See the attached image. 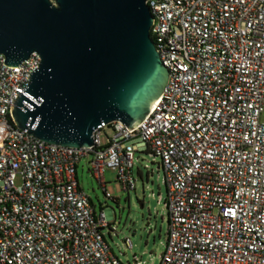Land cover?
<instances>
[{"label": "built area", "instance_id": "obj_1", "mask_svg": "<svg viewBox=\"0 0 264 264\" xmlns=\"http://www.w3.org/2000/svg\"><path fill=\"white\" fill-rule=\"evenodd\" d=\"M146 5L167 85L139 125L102 123L90 148L47 144L14 126L21 96L40 103L28 89L41 58L8 66L0 55V264H124L104 235L116 228L96 214L77 167L90 158L106 198L107 169L135 191L140 148L163 172L160 264H264V0ZM127 264L144 263L133 255Z\"/></svg>", "mask_w": 264, "mask_h": 264}, {"label": "water", "instance_id": "obj_2", "mask_svg": "<svg viewBox=\"0 0 264 264\" xmlns=\"http://www.w3.org/2000/svg\"><path fill=\"white\" fill-rule=\"evenodd\" d=\"M148 0H0V55L18 66L41 58L14 126L35 139L90 148L102 123L139 125L162 95L168 70L150 37ZM25 101L32 110L24 107Z\"/></svg>", "mask_w": 264, "mask_h": 264}, {"label": "rangeland", "instance_id": "obj_3", "mask_svg": "<svg viewBox=\"0 0 264 264\" xmlns=\"http://www.w3.org/2000/svg\"><path fill=\"white\" fill-rule=\"evenodd\" d=\"M134 155L132 174L136 180L135 191H122L117 181V171L105 172L106 198L98 182L89 172L90 158H84L77 167V180L80 188L91 199L95 212L99 215V204L106 207V219L116 228L117 236L104 235L107 244L122 263L132 262L133 255L140 257L144 264H160L167 237V214L164 207L166 197L163 185V172L158 171V160L140 148ZM159 197L162 202H159ZM129 239L132 249L124 245Z\"/></svg>", "mask_w": 264, "mask_h": 264}, {"label": "crops", "instance_id": "obj_4", "mask_svg": "<svg viewBox=\"0 0 264 264\" xmlns=\"http://www.w3.org/2000/svg\"><path fill=\"white\" fill-rule=\"evenodd\" d=\"M106 171H107V170H106ZM106 171H105V172H106ZM105 172H104V176H105ZM104 180H105V177H104ZM105 182H106V181H105ZM106 185H107V183H106ZM90 201H91V199H90ZM91 203H92V201H91ZM92 206L94 207L93 203H92ZM94 210H95V208H94ZM104 211H106V209H104L103 211L99 212V214L102 213V214L104 215L105 219H106V214L103 213ZM106 220H107V219H106ZM109 224H111V223H109ZM111 225H112V224H111Z\"/></svg>", "mask_w": 264, "mask_h": 264}, {"label": "trees", "instance_id": "obj_5", "mask_svg": "<svg viewBox=\"0 0 264 264\" xmlns=\"http://www.w3.org/2000/svg\"><path fill=\"white\" fill-rule=\"evenodd\" d=\"M104 209H106L105 206H103L102 204H99V212L103 211ZM111 225V224H110Z\"/></svg>", "mask_w": 264, "mask_h": 264}]
</instances>
